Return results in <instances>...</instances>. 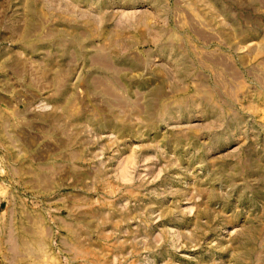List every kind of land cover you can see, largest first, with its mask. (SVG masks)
Returning a JSON list of instances; mask_svg holds the SVG:
<instances>
[{"label":"rangeland","instance_id":"1","mask_svg":"<svg viewBox=\"0 0 264 264\" xmlns=\"http://www.w3.org/2000/svg\"><path fill=\"white\" fill-rule=\"evenodd\" d=\"M0 264H264V0H0Z\"/></svg>","mask_w":264,"mask_h":264}]
</instances>
